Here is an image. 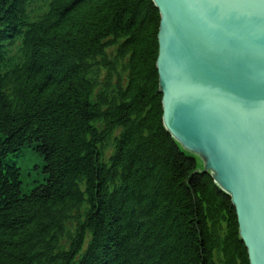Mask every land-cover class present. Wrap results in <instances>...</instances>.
Listing matches in <instances>:
<instances>
[{
  "label": "trees",
  "instance_id": "trees-1",
  "mask_svg": "<svg viewBox=\"0 0 264 264\" xmlns=\"http://www.w3.org/2000/svg\"><path fill=\"white\" fill-rule=\"evenodd\" d=\"M160 22L152 0H0V264H250L164 127Z\"/></svg>",
  "mask_w": 264,
  "mask_h": 264
},
{
  "label": "water",
  "instance_id": "water-1",
  "mask_svg": "<svg viewBox=\"0 0 264 264\" xmlns=\"http://www.w3.org/2000/svg\"><path fill=\"white\" fill-rule=\"evenodd\" d=\"M165 129L234 206L264 264V0H152Z\"/></svg>",
  "mask_w": 264,
  "mask_h": 264
},
{
  "label": "rangeland",
  "instance_id": "rangeland-1",
  "mask_svg": "<svg viewBox=\"0 0 264 264\" xmlns=\"http://www.w3.org/2000/svg\"><path fill=\"white\" fill-rule=\"evenodd\" d=\"M27 157V156H26ZM202 162H203V160H202ZM202 162H201V164H202ZM27 163V162H26ZM203 167H204V165H203ZM202 167V168H203ZM20 168H21V171H22V173H23V177H24V179H26V180H28L29 179V177L27 176V174H28V169H27V165L25 164V166H23V165H21L20 166ZM31 174H37L38 175V172L36 171V170H34V163H33V165L32 166H30V171H29Z\"/></svg>",
  "mask_w": 264,
  "mask_h": 264
}]
</instances>
